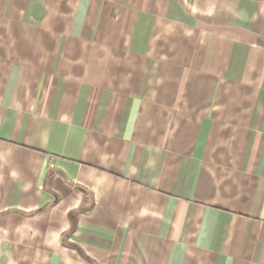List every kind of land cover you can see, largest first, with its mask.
<instances>
[{
    "label": "crops",
    "instance_id": "1",
    "mask_svg": "<svg viewBox=\"0 0 264 264\" xmlns=\"http://www.w3.org/2000/svg\"><path fill=\"white\" fill-rule=\"evenodd\" d=\"M0 264H264V0H0Z\"/></svg>",
    "mask_w": 264,
    "mask_h": 264
}]
</instances>
